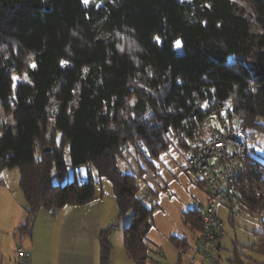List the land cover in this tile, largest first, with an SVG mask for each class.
I'll list each match as a JSON object with an SVG mask.
<instances>
[{
	"label": "trees",
	"instance_id": "16d2710c",
	"mask_svg": "<svg viewBox=\"0 0 264 264\" xmlns=\"http://www.w3.org/2000/svg\"><path fill=\"white\" fill-rule=\"evenodd\" d=\"M24 72L29 81L15 85ZM0 106L11 115L0 123V174L20 169L27 208L17 232L30 236L43 209L92 201L106 178L116 220L133 211L127 255L149 264L154 207L119 160L134 150L151 165L175 139L188 155L214 129L211 114L264 131V0H0ZM83 164L100 178L54 183ZM239 168L240 207L263 212L264 161L249 153ZM202 217L199 208L183 214L196 239ZM115 227L101 231V264L111 263Z\"/></svg>",
	"mask_w": 264,
	"mask_h": 264
},
{
	"label": "rangeland",
	"instance_id": "374dc122",
	"mask_svg": "<svg viewBox=\"0 0 264 264\" xmlns=\"http://www.w3.org/2000/svg\"><path fill=\"white\" fill-rule=\"evenodd\" d=\"M14 77L16 78L14 79L15 85L29 81L26 72L15 73ZM0 110L2 113L0 123L11 120V115L2 111L1 106ZM12 121L15 122V119ZM259 123L264 124V117L259 118ZM206 125L211 128H222L217 114H211ZM246 134L251 155L264 161V131L247 128ZM36 151L38 154V146ZM162 154L151 165L144 157L137 156L134 150L126 152L125 157L119 160V168L122 172L137 174L140 186L139 195L145 196V202L150 207H154L152 216L154 226L147 237L151 248L149 264H201L202 256L199 253L195 255L194 250L196 238L189 226L185 224L183 214L191 209L203 210L206 205V194L200 187L197 177L188 169L187 154L178 145L177 139ZM65 159L70 162L68 150ZM142 168H145V171L141 176ZM90 173L95 179L100 178L97 169L91 164L69 166L65 178L63 180L55 178L54 183L64 184L74 177L80 181H87ZM19 177V168L5 169L0 174V264H9V259L16 257L17 249L26 247L30 241L28 236L18 233V227L14 225L19 219L16 211H21L22 204L25 202L19 185ZM102 187L107 198L112 197L115 202L112 183L103 178L97 184V191H100ZM226 203V200L222 199L219 208L225 234L220 236L211 249L214 259L219 264H264V253L259 247L263 240L264 211L252 212L246 207L243 209L238 206L233 224L229 219L230 210L226 207ZM48 212L43 211L41 217L48 216L50 214ZM132 216L133 211H129L123 218L114 222L117 227L110 236L113 247L110 264H131L124 240L125 229L129 226ZM174 237L187 239L191 244L190 248L182 252L174 244Z\"/></svg>",
	"mask_w": 264,
	"mask_h": 264
},
{
	"label": "built area",
	"instance_id": "2783aa9c",
	"mask_svg": "<svg viewBox=\"0 0 264 264\" xmlns=\"http://www.w3.org/2000/svg\"><path fill=\"white\" fill-rule=\"evenodd\" d=\"M222 129H212L204 142L189 149L187 155L188 169L197 177L206 193L203 230L194 245L195 255L199 253L202 256L201 264H219L211 253L216 241L225 234L219 208L222 199L226 200V207L230 210L229 219L234 224L242 186L239 163L242 157L250 153L248 137L241 124L228 118L222 123ZM30 260L31 252L19 247L17 264H30Z\"/></svg>",
	"mask_w": 264,
	"mask_h": 264
},
{
	"label": "crops",
	"instance_id": "0c3cea01",
	"mask_svg": "<svg viewBox=\"0 0 264 264\" xmlns=\"http://www.w3.org/2000/svg\"><path fill=\"white\" fill-rule=\"evenodd\" d=\"M107 197L103 187L100 191L96 188V197L86 204L66 205L54 212L39 211L25 247L31 252L30 264H101V231L113 224L118 215L116 197L115 202ZM21 209L16 211V227L26 220V201ZM43 211H49L51 216L41 217ZM9 262L17 264V254Z\"/></svg>",
	"mask_w": 264,
	"mask_h": 264
},
{
	"label": "snow or ice",
	"instance_id": "6c2138e0",
	"mask_svg": "<svg viewBox=\"0 0 264 264\" xmlns=\"http://www.w3.org/2000/svg\"><path fill=\"white\" fill-rule=\"evenodd\" d=\"M88 2H89V0H82V3L87 4ZM180 2L183 3V0H180ZM154 40L156 41L157 44H162L163 43V41L160 39V37H154ZM182 44H183V42L180 41V40L175 42V46L176 47H182ZM61 64H62V66H64L66 64V62L62 61ZM32 66L34 67L35 65H32ZM13 79H16V78L14 77ZM133 103H134V101H133ZM226 114H227V110L225 111V113H222V115H226ZM221 131H223L222 128H221Z\"/></svg>",
	"mask_w": 264,
	"mask_h": 264
},
{
	"label": "water",
	"instance_id": "95a60500",
	"mask_svg": "<svg viewBox=\"0 0 264 264\" xmlns=\"http://www.w3.org/2000/svg\"><path fill=\"white\" fill-rule=\"evenodd\" d=\"M51 150V148H45V151H50Z\"/></svg>",
	"mask_w": 264,
	"mask_h": 264
}]
</instances>
